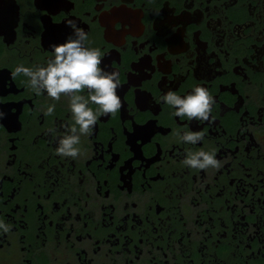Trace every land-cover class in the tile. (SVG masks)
<instances>
[{"label": "flooded vegetation", "instance_id": "af4514ba", "mask_svg": "<svg viewBox=\"0 0 264 264\" xmlns=\"http://www.w3.org/2000/svg\"><path fill=\"white\" fill-rule=\"evenodd\" d=\"M5 1L0 108L14 125L0 117V221L10 225L0 264H264V0ZM68 20L100 49L99 67L119 74L121 101L81 135L75 159L55 151L74 125L69 96L53 101L12 75L46 67V24ZM197 86L214 100L208 121L176 117L161 99ZM188 131L204 138L176 135ZM213 150L219 169L183 164Z\"/></svg>", "mask_w": 264, "mask_h": 264}, {"label": "clouds", "instance_id": "9594fccd", "mask_svg": "<svg viewBox=\"0 0 264 264\" xmlns=\"http://www.w3.org/2000/svg\"><path fill=\"white\" fill-rule=\"evenodd\" d=\"M66 26L74 29L66 42L59 45H50L53 49V59L47 66H37L35 69L20 65L15 68L13 76L24 75L28 77V87L40 95L46 92L53 101H59L61 95L69 96L70 111L74 125L58 141L56 154L61 157L77 158L80 155L81 135L91 133L101 114L115 115L121 108V101L116 94L119 87V74L117 72H104L101 64L102 53L98 48H88L84 42L88 40L83 29L78 28L74 21H66ZM85 89L89 96L86 99L79 93ZM168 105L175 108L176 117H187L189 120L208 121L214 103L209 91L197 86L193 91L181 97L171 91L161 97ZM89 103L98 106L99 111L94 112ZM55 105L47 108V115H52ZM3 113H0V117ZM78 126V128H77ZM54 131L49 129V132ZM180 140L189 144H196L204 138L203 132L176 133ZM183 164L192 169H219L221 162L215 159V150L211 152H189ZM0 230L4 233L10 231V225L0 221Z\"/></svg>", "mask_w": 264, "mask_h": 264}, {"label": "water", "instance_id": "95a60500", "mask_svg": "<svg viewBox=\"0 0 264 264\" xmlns=\"http://www.w3.org/2000/svg\"><path fill=\"white\" fill-rule=\"evenodd\" d=\"M40 3H42L44 6L48 7V9H53L55 6L60 5L57 0H39ZM1 8H0V27L2 29H5V27L9 24L7 21L10 17H8V13L11 7L7 4L5 0H0ZM47 32H46V42L53 44V45H59L66 42V39L72 35V32L67 31L66 24L62 25L60 27H52L48 24H46ZM104 72H107L104 70ZM109 73V72H108ZM2 76L0 75V91L2 88ZM116 94L118 95V92L116 90ZM1 113H3V116L1 117L2 122L7 126L14 125V116L10 115L8 113V107H1ZM149 126L146 128H137L135 129V135L137 138L143 139L145 137L146 132L148 130Z\"/></svg>", "mask_w": 264, "mask_h": 264}]
</instances>
